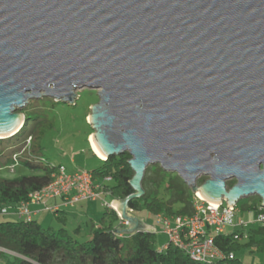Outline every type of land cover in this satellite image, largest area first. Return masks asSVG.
<instances>
[{
  "label": "water",
  "instance_id": "95a60500",
  "mask_svg": "<svg viewBox=\"0 0 264 264\" xmlns=\"http://www.w3.org/2000/svg\"><path fill=\"white\" fill-rule=\"evenodd\" d=\"M84 88L96 152L132 156L119 233L154 229L128 213L152 165L207 201L264 204V0H0V139L30 99Z\"/></svg>",
  "mask_w": 264,
  "mask_h": 264
},
{
  "label": "trees",
  "instance_id": "16d2710c",
  "mask_svg": "<svg viewBox=\"0 0 264 264\" xmlns=\"http://www.w3.org/2000/svg\"><path fill=\"white\" fill-rule=\"evenodd\" d=\"M51 103L62 101L53 99ZM28 109L26 106L23 112L25 121L21 129L10 137L0 139V169L9 166L13 156L26 148L28 138L33 139L36 135L35 129L29 130V126L32 121L38 127L42 115ZM92 133L93 130L88 137ZM30 152V155L20 157L18 166L29 168L34 171L33 174H21L13 178L0 176V215H5L1 213L2 208L27 200L30 193L42 189L51 180L53 173L64 165L47 162L35 143ZM131 158L128 152L105 159L98 158L100 165L87 169L95 180L103 184L104 191L111 199L124 200L135 192L131 185L135 175L130 164ZM105 177H111V180L105 182ZM205 181L206 178H202L200 183ZM142 183L145 193L129 201L131 210H145L153 216L188 215L194 212V192L180 176L161 166H149ZM234 184L235 181L231 180L228 187ZM258 201L256 198L245 209L257 213ZM103 209L102 224L93 226L91 237L86 241L78 240L65 227L68 213L59 208L54 213L63 226L57 230L44 227L34 218L0 220V264H244L237 258V252L256 243H264V226L261 225L216 234L215 243L223 251L224 257L214 262H200L176 245L167 243L166 248H158L157 233L153 230L119 233L122 221L117 211L108 205ZM79 228L75 234L79 233Z\"/></svg>",
  "mask_w": 264,
  "mask_h": 264
},
{
  "label": "rangeland",
  "instance_id": "374dc122",
  "mask_svg": "<svg viewBox=\"0 0 264 264\" xmlns=\"http://www.w3.org/2000/svg\"><path fill=\"white\" fill-rule=\"evenodd\" d=\"M77 98L74 103H51L54 99L42 96L39 99H30L26 106L30 109L40 112V120L42 121L38 127L35 122L31 121L30 129H35V137L30 141V150L33 148L34 143L40 150L41 155L52 164H64L70 170L78 169H92L98 167L100 163L95 158V152L90 143V136L94 133L92 123L89 121V115L92 113L91 106L99 102L100 97L98 89L84 88L75 91ZM49 98V99H45ZM55 100V99H54ZM26 106L16 111L21 115L26 110ZM25 121V116H24ZM93 130V133L88 137V134ZM28 152V151H27ZM160 165H152V167ZM34 171L24 166L15 168L14 173H10L7 167L0 169V176L13 178L21 174H33ZM171 173V172H170ZM178 175L176 173H172ZM202 178L198 179L197 185ZM231 181V180H230ZM233 181V180H232ZM235 181V180H234ZM150 189H153L150 187ZM190 190L193 192L192 188ZM259 199L258 196H250L241 198L237 207L240 210L237 219H242L245 222L248 220L253 222V226H259L255 221L256 212L248 211L245 206L248 203ZM259 202V201H258ZM103 202L102 201H82L74 205V207L66 208L68 210V221L65 227L76 236L80 241L90 239L92 228L94 225L102 224L101 218L103 216ZM89 211V212H88ZM88 212V214H85ZM148 224L156 227L157 233L156 244L158 248L163 247L168 243V236L163 233L162 224L158 223L155 216L143 210L139 212ZM46 218L40 219L44 227L54 230L59 229L63 224L57 220L53 211L45 210ZM2 221H12L16 218L11 214L0 215ZM80 227V228H79ZM79 228V233L75 234V230ZM259 240L261 238H258ZM245 242V241H244ZM244 264H264V243H256L252 246L246 247L236 254Z\"/></svg>",
  "mask_w": 264,
  "mask_h": 264
},
{
  "label": "built area",
  "instance_id": "2783aa9c",
  "mask_svg": "<svg viewBox=\"0 0 264 264\" xmlns=\"http://www.w3.org/2000/svg\"><path fill=\"white\" fill-rule=\"evenodd\" d=\"M30 141L27 140L26 148L19 154L13 156V162L7 166L10 173L20 163V157L30 155ZM28 151V152H27ZM44 160L43 158H41ZM111 177H105L108 182ZM104 191L102 183L94 179L93 174L84 170L69 171L66 166H60L52 175L51 180L40 190L29 194L27 200L6 206L1 209L3 214H16L20 219L33 218L32 204H40L48 211H56L60 205L51 206L48 201L53 198H62L64 205H75L82 201H94L103 199ZM194 212L188 215L166 216L158 214L155 216L158 223L162 224L163 233L168 236V243L176 245L185 250L193 259L200 262H214L224 257L223 251L216 245L214 237L216 234L235 232L236 230H247L253 225L252 221L245 222L237 219L238 207L232 205V209L226 201L214 203L207 201L199 192H194ZM112 205V201H105ZM255 221L264 226V204L258 203ZM238 235H235L237 238ZM165 244L163 248H166ZM233 257V254L230 255Z\"/></svg>",
  "mask_w": 264,
  "mask_h": 264
},
{
  "label": "crops",
  "instance_id": "0c3cea01",
  "mask_svg": "<svg viewBox=\"0 0 264 264\" xmlns=\"http://www.w3.org/2000/svg\"><path fill=\"white\" fill-rule=\"evenodd\" d=\"M94 156H95V158L97 159V161L100 163V160L98 159V158H100V157L97 156V154H95ZM100 159H102V158H100ZM66 167H67V166H66ZM67 169H68L69 171H75V170H78V169L70 170L69 168H67ZM86 170H87V169H86ZM99 200L103 202V207H104V206H105V201L109 202V201H113V200H116V199H111V197H110L109 194H104V195H103V199H97V200H94L93 202H97V201H99ZM48 204H50L51 206H58V205H60L59 209H61V210H65V211H67V212H68V210H67L66 208H68V207H74V205H64V204H63V199H62V198H53V199H50V200L48 201ZM75 205H76V204H75ZM30 209L33 211V218H34V219H37V220L39 221V218H40V219H43V220L46 218V215H45V209H44V207H43L42 205H40V204H32V205H30ZM247 210H248V211H253V212H254V210H251V209H250V210L247 209ZM88 212H89V211H88ZM88 212H86L85 214H88ZM255 212H256V211H255ZM117 213H118L119 216H121L120 213H119L118 211H117ZM128 213L131 214V215H134V216H136V217L143 218L145 224L154 227V229H150V230H153V231L156 230V227L153 226L152 224H148L147 221H146V219H145L142 215H140L139 212H136V211L130 210ZM239 213H240V210L238 209V213H237L236 218H238ZM11 215H12V217L16 218V220H19V219H20L16 214H11ZM120 218H121V217H120ZM238 220H239V219H238ZM250 220H252V219H250ZM250 220H248V221H250ZM121 221H122V227H121V228H127V227H129V222H128V221H125V220H122V219H121ZM252 226H253V225H252ZM250 227H251V226H250Z\"/></svg>",
  "mask_w": 264,
  "mask_h": 264
},
{
  "label": "bare ground",
  "instance_id": "6f19581e",
  "mask_svg": "<svg viewBox=\"0 0 264 264\" xmlns=\"http://www.w3.org/2000/svg\"><path fill=\"white\" fill-rule=\"evenodd\" d=\"M22 122H23V116H21V119H20V123H22ZM90 143H91L92 149L94 150L95 154H97V156H99L100 158L105 159V158H103L99 153L96 152V150H95V148H94V145H93V143H92V141H91V136H90ZM199 194H200V192H199ZM200 195H201V194H200Z\"/></svg>",
  "mask_w": 264,
  "mask_h": 264
},
{
  "label": "flooded vegetation",
  "instance_id": "af4514ba",
  "mask_svg": "<svg viewBox=\"0 0 264 264\" xmlns=\"http://www.w3.org/2000/svg\"><path fill=\"white\" fill-rule=\"evenodd\" d=\"M229 182V181H228ZM228 182H227V184H228ZM236 182V181H235Z\"/></svg>",
  "mask_w": 264,
  "mask_h": 264
}]
</instances>
